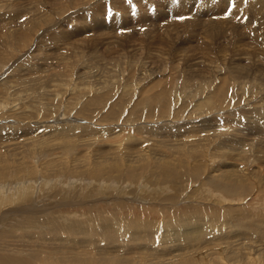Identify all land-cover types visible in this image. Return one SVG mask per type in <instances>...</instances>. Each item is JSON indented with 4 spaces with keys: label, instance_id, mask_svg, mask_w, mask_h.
<instances>
[{
    "label": "rangeland",
    "instance_id": "374dc122",
    "mask_svg": "<svg viewBox=\"0 0 264 264\" xmlns=\"http://www.w3.org/2000/svg\"><path fill=\"white\" fill-rule=\"evenodd\" d=\"M0 264H264V0H0Z\"/></svg>",
    "mask_w": 264,
    "mask_h": 264
},
{
    "label": "snow or ice",
    "instance_id": "6c2138e0",
    "mask_svg": "<svg viewBox=\"0 0 264 264\" xmlns=\"http://www.w3.org/2000/svg\"><path fill=\"white\" fill-rule=\"evenodd\" d=\"M129 4H131V0H127ZM179 19H185V17H179Z\"/></svg>",
    "mask_w": 264,
    "mask_h": 264
},
{
    "label": "bare ground",
    "instance_id": "6f19581e",
    "mask_svg": "<svg viewBox=\"0 0 264 264\" xmlns=\"http://www.w3.org/2000/svg\"><path fill=\"white\" fill-rule=\"evenodd\" d=\"M224 174V173H223ZM231 184V183H230ZM230 189V188H229ZM237 252V251H236ZM219 258V257H218ZM2 261V260H1Z\"/></svg>",
    "mask_w": 264,
    "mask_h": 264
}]
</instances>
